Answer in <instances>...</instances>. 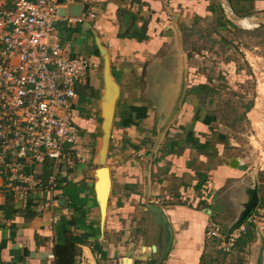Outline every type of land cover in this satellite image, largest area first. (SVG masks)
<instances>
[{
	"label": "crops",
	"instance_id": "obj_1",
	"mask_svg": "<svg viewBox=\"0 0 264 264\" xmlns=\"http://www.w3.org/2000/svg\"><path fill=\"white\" fill-rule=\"evenodd\" d=\"M55 1L64 16L95 15L59 25L73 53L92 64L73 105L75 164L61 168L54 193L25 200L7 190L0 168V264H57L56 248L68 243L73 264H227L212 257L220 240L206 233L212 223H246L256 191L231 166L227 139L191 91L190 75L194 64L212 63L230 22L264 19V0ZM106 62L119 88L107 138L103 110L114 89ZM35 170L47 179L52 162ZM263 224H253L260 247L247 256L251 264H264Z\"/></svg>",
	"mask_w": 264,
	"mask_h": 264
},
{
	"label": "built area",
	"instance_id": "obj_2",
	"mask_svg": "<svg viewBox=\"0 0 264 264\" xmlns=\"http://www.w3.org/2000/svg\"><path fill=\"white\" fill-rule=\"evenodd\" d=\"M94 19L93 13L63 17L55 0H0V168L17 199L54 193L61 168L75 164L71 147L80 132L73 105L92 64L73 53L59 23L74 28ZM48 161L52 171L42 179L35 167ZM256 221L253 216L225 236L212 223L206 235L229 252Z\"/></svg>",
	"mask_w": 264,
	"mask_h": 264
},
{
	"label": "rangeland",
	"instance_id": "obj_3",
	"mask_svg": "<svg viewBox=\"0 0 264 264\" xmlns=\"http://www.w3.org/2000/svg\"><path fill=\"white\" fill-rule=\"evenodd\" d=\"M230 23L233 30H222L224 38L215 47L212 63L193 65L197 70L190 75V84L209 85L208 95L199 97L200 106L226 137V157L246 166L243 175L247 185L256 191L252 193L257 204L253 215L258 223H264V19L243 27ZM221 225L225 236L228 224ZM262 229L264 232V224ZM259 237L263 246L264 237ZM257 238L253 227L229 252L215 241L212 257L216 256L217 263L251 264L246 258L260 247L254 246Z\"/></svg>",
	"mask_w": 264,
	"mask_h": 264
},
{
	"label": "water",
	"instance_id": "obj_4",
	"mask_svg": "<svg viewBox=\"0 0 264 264\" xmlns=\"http://www.w3.org/2000/svg\"><path fill=\"white\" fill-rule=\"evenodd\" d=\"M62 15V14H61ZM64 17V15H62ZM60 24H65V22H60ZM105 69H106V74L108 75L109 77V83L110 85L113 87V91L114 93H110V91H108L107 93V103L104 107V110H103V119H104V122H103V131L105 133V136L106 138L109 136V131H110V128L112 126V121H113V117H114V107H115V103H116V100L119 96V88L117 86V84H115L111 79H110V65L108 62H106L105 64ZM105 153H106V147H103L102 151H101V154L103 156H105ZM231 166L232 167H235V168H239V169H242L244 170L246 168V166L244 164H241L239 162V160H232L231 161ZM101 186H102V189L103 191L107 194L108 191H109V188H110V178H109V172L107 169H104L102 171V183H101ZM157 214L159 216H161V212H157ZM242 223H239L238 225H236L235 227H233L232 229H229L228 232H231L235 229H237L240 225H242ZM263 247H264V244H263ZM264 258V254L263 252L261 253V261L263 260Z\"/></svg>",
	"mask_w": 264,
	"mask_h": 264
},
{
	"label": "trees",
	"instance_id": "obj_5",
	"mask_svg": "<svg viewBox=\"0 0 264 264\" xmlns=\"http://www.w3.org/2000/svg\"><path fill=\"white\" fill-rule=\"evenodd\" d=\"M209 88L210 87L208 84L202 83L195 85L193 88H191V91L199 94V96H207L210 91ZM254 226L255 225H250L247 230V233L250 229H253ZM55 254L57 264H73V259L75 256V247L72 243H68L65 247L56 248Z\"/></svg>",
	"mask_w": 264,
	"mask_h": 264
}]
</instances>
